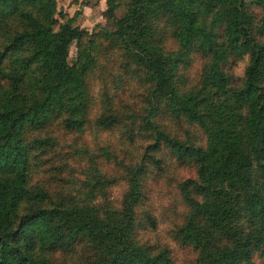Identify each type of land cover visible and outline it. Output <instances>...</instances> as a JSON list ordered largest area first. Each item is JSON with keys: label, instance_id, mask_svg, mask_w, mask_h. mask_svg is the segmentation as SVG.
<instances>
[{"label": "trees", "instance_id": "trees-1", "mask_svg": "<svg viewBox=\"0 0 264 264\" xmlns=\"http://www.w3.org/2000/svg\"><path fill=\"white\" fill-rule=\"evenodd\" d=\"M159 13L163 27L149 31L147 18ZM54 15V0H0V264H54L51 252L80 242L88 249L82 264H171L166 248L152 253L134 237L140 165L126 170L118 210L66 204L32 183L33 151L45 154L52 121L75 130L88 101L90 47L68 64L80 30L68 18L54 31ZM165 31L175 45L169 51L161 46ZM110 34L144 70L155 100L150 117L161 102L202 130L203 145L192 146L146 117L152 148L162 139L195 168L181 183L190 209L174 230L178 241L196 249L197 264H264V0H130ZM194 54L198 78L180 89V68ZM231 65L241 66L234 77ZM113 122L110 114L95 119L103 128Z\"/></svg>", "mask_w": 264, "mask_h": 264}, {"label": "rangeland", "instance_id": "rangeland-1", "mask_svg": "<svg viewBox=\"0 0 264 264\" xmlns=\"http://www.w3.org/2000/svg\"><path fill=\"white\" fill-rule=\"evenodd\" d=\"M109 1L114 6L110 12L106 11L105 0H54L52 29L56 31L71 18V25L80 30L68 47V64L76 62L83 46L90 47L91 63L83 79L88 101L84 119L75 130L62 129L56 124L58 121H52L53 126L46 132L49 141H45V154L33 151L34 160L39 163L32 183L40 181L51 197L59 195L66 204H82L98 211L118 210L129 188L126 170L140 165V200L134 207L135 240L152 253L166 248L171 264H197L196 249L179 242L174 233L190 209L181 183L195 178V168L191 161L178 159L162 139L152 148L154 134L146 117L155 120L169 138L192 146L203 145L202 130L170 113L161 102L156 103L159 110L150 117L155 100L142 77L144 70L132 63L124 44L110 34L116 22L126 15L130 0ZM147 23L149 31L162 28L164 17L153 14ZM161 46L166 51L175 47L166 31ZM199 61V55L194 54L180 68V89L196 82ZM240 69L239 65L228 67L233 77ZM106 114L114 122L108 128L97 126L95 119ZM148 217L154 220L155 228H150ZM83 245L80 242L68 253L51 252L53 263H84L87 248Z\"/></svg>", "mask_w": 264, "mask_h": 264}]
</instances>
